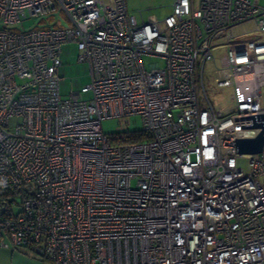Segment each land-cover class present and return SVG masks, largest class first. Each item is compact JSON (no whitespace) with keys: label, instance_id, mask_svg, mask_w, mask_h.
Returning <instances> with one entry per match:
<instances>
[{"label":"built area","instance_id":"obj_1","mask_svg":"<svg viewBox=\"0 0 264 264\" xmlns=\"http://www.w3.org/2000/svg\"><path fill=\"white\" fill-rule=\"evenodd\" d=\"M171 8L159 20L127 0H0V249L52 264H264V144L236 146L264 136V7ZM34 17L49 23L16 31ZM68 43L90 83L62 97ZM207 65L233 90L226 109L207 96ZM129 116L143 139L102 131Z\"/></svg>","mask_w":264,"mask_h":264},{"label":"rangeland","instance_id":"obj_2","mask_svg":"<svg viewBox=\"0 0 264 264\" xmlns=\"http://www.w3.org/2000/svg\"><path fill=\"white\" fill-rule=\"evenodd\" d=\"M258 1L261 7H264V0H250ZM173 0H127L128 12L134 14L139 18V11H142V16L147 19L149 16H155L156 19H164L171 13V5ZM195 5L198 0H194ZM48 18L34 17L23 20L15 26L16 31H27L30 29L40 28L48 24ZM78 50L75 44L62 45L60 60L62 63L59 69L60 76V94L62 97H69L71 94L80 91L84 86L89 85V68L85 63L77 61ZM146 67L151 62H158V59L143 58ZM210 65L205 69V90L208 98L213 105H220L226 109L231 106V97L233 94L232 88H217L212 80L211 73H209ZM83 99L89 98V94H81ZM262 97L264 100V89L262 90ZM18 122L12 119L10 122V129L12 130L14 124ZM101 129L108 135H113L123 132L141 131L143 123L139 116H129L124 118H113L103 120L101 122ZM134 184V183H133ZM0 264H52L50 261L33 253L29 248H5L0 249Z\"/></svg>","mask_w":264,"mask_h":264},{"label":"water","instance_id":"obj_3","mask_svg":"<svg viewBox=\"0 0 264 264\" xmlns=\"http://www.w3.org/2000/svg\"><path fill=\"white\" fill-rule=\"evenodd\" d=\"M263 144V134H260L253 139H241L236 142L238 152L246 154H255L261 152Z\"/></svg>","mask_w":264,"mask_h":264},{"label":"trees","instance_id":"obj_4","mask_svg":"<svg viewBox=\"0 0 264 264\" xmlns=\"http://www.w3.org/2000/svg\"><path fill=\"white\" fill-rule=\"evenodd\" d=\"M126 139H128L129 141L133 140V141H138L143 139V134L141 133V131H134V132H123L122 133Z\"/></svg>","mask_w":264,"mask_h":264}]
</instances>
